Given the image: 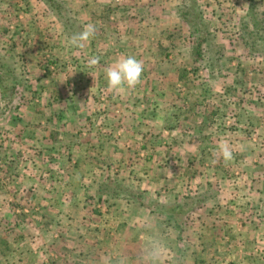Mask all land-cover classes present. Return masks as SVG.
<instances>
[{
    "label": "rangeland",
    "instance_id": "rangeland-1",
    "mask_svg": "<svg viewBox=\"0 0 264 264\" xmlns=\"http://www.w3.org/2000/svg\"><path fill=\"white\" fill-rule=\"evenodd\" d=\"M152 1L144 0L147 15L150 14L148 5ZM197 1L199 10L205 15L206 21H211L214 25L213 29H216H214L218 34L215 37L216 42L219 41L226 48V57L221 67L223 73L218 75L214 73L208 76L209 80L207 81L212 92L208 93L207 97L198 96L199 83L205 80L202 77L206 75V71L203 69L198 72L197 79H194L190 74L192 79L180 78L181 80H176L177 73L172 61L176 58H180V61L187 60L182 62V66L190 72L193 63H189L188 57L190 58V56L187 54L190 55L191 51L187 52L186 49L187 47L191 48L190 43L193 38L190 33L186 32L185 25L175 19L177 15V10L173 8L175 2L160 0L159 3H163L164 6L158 13L167 16L168 27L161 33L156 28L145 31L150 40L158 41L153 43L151 45L153 47L150 49L158 55L159 62L157 61L156 64L158 73L154 75L151 69L148 73L143 70L146 74L141 77L138 85L133 88H129L127 85L123 87L127 91L126 94H120L116 98L111 97L108 93L100 92L98 100L104 103H113L115 106L126 103L141 105L144 102L152 101L155 94L159 103H167L170 102L169 99L167 100V96L171 94L174 101L183 105L189 102L198 104L202 99L203 102H207L206 98H208L210 105L221 104L223 106L222 112L212 114L216 120L215 127L210 129L209 124L200 123L202 120L199 113L201 108L196 109L191 114L192 128L186 129L187 123L182 121L177 124L179 127L174 130V135L165 138V142L170 143L166 144V147L170 150H177V153L172 154L174 157H169V159L160 155L154 156L159 152H155L153 143H147L148 153L144 152L143 155H140L143 152V143L132 144V146H136L134 152L136 159H125L124 157L120 160L121 164H117L119 162L117 159L112 160L114 164L110 165L108 175L98 178L101 182L97 192L60 190L50 193L53 197L45 198L44 192L47 190L44 187H39L38 185L41 183L37 181L38 177L39 180H42L41 176L35 178L34 187L32 186L33 193L23 194L19 191V194L18 192L14 194L10 192L9 188L3 189L2 195L8 196L9 194L12 199L7 202L1 200L0 197V264H258L261 257L264 259L263 219L261 223L253 224L255 229H252L251 235L247 234L246 237L232 240L230 246L223 238L221 240L214 238L212 243L211 240H208L212 244V248L204 247L205 243L202 246H197V242L201 240L199 235L202 232L212 231V234H216L222 227L216 230L213 228L223 226L217 223L213 227L211 222H207L206 217H209L211 213L219 214V211L208 213L205 202H198V200L207 199L213 193L212 189L203 190L204 188H201L202 183L210 178L207 172L203 175L202 172L205 171L203 165L205 166V163L209 165V162H212L220 164L221 168L223 166L230 168L231 166L232 169L233 161L236 160L237 164L238 160L237 155L236 159L234 158L233 149L238 148L239 145L242 149L240 161L248 163L249 166L243 178L240 177V174H235L229 183L225 181V185H229L230 190L221 193L223 204L231 206L226 208L225 214L238 218L252 216L264 218V189L256 192L249 188L252 182H255L259 188L264 187V60L251 61L250 65L244 66L242 71L236 67L239 65L238 63L234 62L236 65H233L235 67L233 68L230 62L231 59L237 58L234 56L237 51L230 49L229 37L236 20L246 8L244 2L249 0ZM26 2L28 8L32 7V12L28 15H25L21 10L23 6L25 7ZM64 2L62 19L70 21V25L66 26L62 23L63 21L50 14L48 10L47 12L43 11L40 0H1L0 2V53L17 60L21 69L27 72L28 78L32 80L25 92V98L33 96L34 92L30 91H35L36 87L43 84L48 85L52 80L54 81L58 73H63L73 79V83L64 84L69 89L79 87V85L91 89L101 87L108 89L107 78L98 77V73L93 78L83 79L85 84L82 81H76L81 78L82 72L84 73L85 70L89 73L94 72L95 69V66L89 64L86 65L87 67L84 66L86 67L83 68L84 70H78L79 68H75L76 63L81 61L87 64V61H92L89 53L108 49L110 55H113L109 65H106L109 67L114 65L122 54H125V50H123V45L126 42L125 32L118 31V17L111 16L115 15L114 12L112 14L111 11L107 12L108 18L102 15L97 17L102 22L101 29L95 30L90 38L74 42L73 38L84 32L89 22L95 21L96 12L91 16L89 8L94 7L76 11L78 4H81L78 0H64ZM157 3L158 0L156 5ZM261 3H264V0ZM162 8H166V11ZM56 19L59 20L60 26L62 24L61 30L57 29ZM89 25L91 24L89 23ZM92 40L94 41L91 45ZM96 40L99 42L96 43ZM216 42L214 41V46L217 44ZM238 52L243 55L241 50L238 49ZM170 55L173 57L171 58ZM134 57L143 64L141 56ZM206 62L207 60H204V63ZM34 67L35 72L38 71V75L32 78L31 72ZM230 73L234 74L233 77L229 76L225 79L221 77L222 74L227 76ZM62 81L66 83L65 80ZM224 88L228 91L227 94L225 93L227 96H218L220 94L218 89L223 91ZM182 92H193V95L188 98ZM177 94L179 95L177 96ZM81 97L76 96L75 103L83 104L84 101ZM131 97H135V100L130 99ZM233 98L236 102L233 101ZM245 101L247 105L244 104ZM118 113L121 112H114V116H118ZM184 113L181 112L180 116H184ZM249 114L253 115L251 119ZM149 115L153 117L151 112ZM96 118L92 119L88 126L92 129L91 131L99 132L101 131L100 123ZM167 123L170 126L175 125L172 122ZM218 129L224 131L226 136L223 135L225 140L223 144H227L232 152V158L229 161H225L221 153H217L214 159L205 157L201 153L202 144L207 148L211 145L215 152V149L220 148L216 141L213 140V143L210 144V140L206 139L204 143L201 141L199 143L192 141L193 137H190L193 136L190 134H194V138H196L195 135L199 131H208L211 134V131L214 130L216 134ZM113 139L115 140L114 145L111 146L124 145V141L121 142L118 137ZM9 149L10 147L6 145L5 151L8 152ZM194 150H198L196 155L193 154ZM102 151L105 153L104 149ZM36 159L29 163L34 174L37 171L52 170L58 164L52 161L45 162L44 165L40 162L41 158ZM128 160L132 163H129ZM158 168H160V175ZM192 172L199 174H196L198 177L193 186L191 185ZM59 177L60 180H63L62 178L65 176L60 175ZM125 184L139 188L138 190L142 191L145 198L150 201L149 204H168L176 198L177 194L180 195L177 198L187 196L188 208L185 212L173 217L175 223H171L157 211L159 208L153 211L151 207L139 206L133 200H125L121 195L112 197L102 188L106 186L112 189L115 185H120L121 189ZM187 185H191L193 188L190 189ZM238 185L242 186L241 189L250 190L249 194L243 193L245 190L239 193H233L234 190H232L231 193V187L237 189ZM15 189L13 187L12 191ZM63 195L65 196L64 199H61V202L65 200L63 207L53 203L57 201V196L63 197ZM83 197L86 200L85 208L76 204V200ZM247 200L259 202L258 211L246 212ZM161 201L163 203H157ZM33 202L47 203L43 207L40 203L39 207H33L30 204ZM101 202L104 203V206L99 207L98 204ZM42 211L45 212L43 219L37 222ZM26 218L29 221H26ZM32 218L36 223L27 225ZM82 218L94 222L90 228L85 225L87 236L83 242L77 239L75 235L77 231L74 229L81 223ZM30 226L35 231H42L43 235L47 234L49 240L46 236L32 240L33 238L28 232ZM66 230L70 235L65 238ZM6 237L17 243L20 242L19 245H16L17 247L21 248L22 243H28L31 246L18 248L14 253L10 252V242ZM204 249L205 253L203 254L202 250ZM25 250H27L26 254ZM66 250L70 254L69 257L65 255Z\"/></svg>",
    "mask_w": 264,
    "mask_h": 264
},
{
    "label": "crops",
    "instance_id": "crops-1",
    "mask_svg": "<svg viewBox=\"0 0 264 264\" xmlns=\"http://www.w3.org/2000/svg\"><path fill=\"white\" fill-rule=\"evenodd\" d=\"M78 1L79 3L81 2V4H78L76 11H83L88 7H94L89 8L91 10V16H93L96 12L95 21L89 22L93 27L96 25L94 30L101 29L100 25L102 24V22L97 18L98 16L102 15L108 18L107 12L111 11V14L114 12L115 15L113 14L111 16L118 17V31L122 33L125 32L126 38L125 45H123L125 54H122L121 57L136 55L137 57L141 56L143 67H145L143 70L148 73L151 69L154 75L158 73L156 70L158 55L155 53V51H150V49L153 47L151 45L158 41L150 40L147 37L145 31L156 28L157 31L161 33L168 27L167 16H162L160 13H158L160 12V8L164 6L163 3H159L160 0H158L157 5V0H153L148 5V11L150 12V14L148 15L146 13L147 8L145 6L144 0ZM188 1L189 0H173V2H175L173 8L177 10L175 19H177L180 23L182 22L185 25L186 32L190 33L188 31L187 24L182 21L178 13V9L180 7H182L184 4H189ZM244 3V7L246 8L243 13H245L246 9L248 8V2L245 1ZM196 4L197 6L199 5L197 0ZM261 6L264 9V3H261ZM41 8L43 9V11L47 12V9L43 4H41ZM31 9L32 7L28 8L27 2L25 4V7L23 6L21 8L22 12L25 15L31 13ZM162 9H165L166 11V8ZM56 21L57 23L55 22V24L57 25V29L61 30L62 24L60 26L59 20L56 19ZM89 23L87 25H89ZM93 41L94 40L91 41V45L93 44ZM98 42L99 40H96V43ZM238 49L239 51H243L241 47L233 50L237 51L236 54H234V56L237 58L231 59L230 62L232 64L231 67L233 68H235L233 65H236L234 64V62L238 63L239 65H237L236 67H239L240 71L242 68L249 66L251 60L244 58V56L240 52H238ZM186 50L188 52L190 50V47H187ZM84 52L86 53V51ZM89 54L92 60L94 59L96 63L92 64L91 62L87 61V64H85L81 61H78L75 68H79L78 70H84L83 68H86V65L90 64L91 66H95L94 72H89L88 70L89 73H87L85 70L84 73L82 72L81 78L76 79V81L79 80L78 82H83L87 78H93L97 73L98 77H106L105 70L106 68H108V66L106 67V65H109V61L112 60L113 55H110L108 49L96 50V52H92V54ZM170 56L171 58L173 57L172 55ZM187 56H190V58L188 57L189 63H192L191 54H187ZM179 59L180 58H176L174 61H172L175 64L177 73L176 80H181L180 78L183 79L181 75V70L183 68L182 62L187 61H180ZM159 60L161 59L159 58ZM146 73H144L143 71L142 76H145ZM220 73L223 72L220 71L217 73V75ZM31 74L33 75L32 78L38 75V71L35 72V67L33 68V72H31ZM190 74L193 75L192 72H189L187 78L192 79ZM63 75V73H58L55 80H52L50 84H43L39 87H36L35 91L31 90V93L34 92L33 96H27L19 109L15 113H13L7 120L2 121V118L0 116V197L3 201L6 200L7 202H9V200L12 199L9 194L8 196L2 195L3 189L9 188L10 192L14 194H16V192H18L19 194V191L23 194L32 192L34 190L32 186L34 187L35 178H37L38 176L42 177V180H39V177L37 178V181H40L41 183L38 186L44 187V189L47 190H44L46 191L44 192L45 198L53 197L52 194L50 195V193L60 190H69L70 192H97L99 190V183L101 182L100 180H98V178H101V176L104 175H108V173L110 172V165L114 164L112 160L117 159L119 160L117 164H121L120 160L124 159V157L125 159H136L134 154V152L136 151V146H132V144L143 143V152L140 153V155H143L145 153H148L146 150V147L148 146L147 143H153L155 152H159V154L155 153L154 156L160 155L162 157H165L166 159H169V157H174L172 154L177 153V150H170L168 147H166V144L170 143H166L165 138L169 135H174V130H177V128L179 127L177 125L178 123L185 121L187 123L186 129L192 128L193 125L191 124V114L194 113L196 109L198 110L201 108V111H199L202 116V120L200 121V123L209 124V128L211 129L212 127L213 129L215 127L214 124H216V120L212 117V114H218L223 110V106L221 104L210 105L208 103V98H206L207 102H203V99L202 101H199V103L196 102L199 105L190 102L188 104L186 103L182 105L174 101L171 94L167 96V100H170V102L167 103H159L158 98H156L154 94L153 100H150V102L148 103L144 102L141 105L126 103L125 105L118 104V106H115L113 103H104L99 101L98 95L100 92H102V94L108 93V95H110L111 97L113 96L117 98L120 94L127 93L124 88H122L119 93L115 92L110 87L108 89L103 87L91 89L79 85V87L77 86L73 89H69L64 84L73 83V79L65 75L63 77ZM233 75V73L227 74V76H224V74H222L221 77L225 79V77H233ZM62 80H65L66 83H63ZM83 84H85V82H83ZM199 91L200 92L198 96L207 97V95L202 94V91L200 89ZM218 91L220 93L218 96H225L227 94L226 88H224L223 91H220V89H218ZM182 94H184L188 98H191L193 92H182ZM78 95L82 96L81 99L85 103L83 101V104L75 103V97ZM93 95H95L96 97H94ZM178 95L179 94H177V96ZM130 99L135 100V97H131ZM116 111H120L122 114L118 113V116L115 117L114 112ZM150 112L152 113L153 117L149 115ZM181 112H185L184 116L182 117L180 116ZM95 117H97L96 119H98V122L100 123L99 127L101 131L99 132L95 130L91 131L92 129H90L88 126L89 123L91 124V120L95 119ZM167 122H172L176 126H170ZM190 135H193L190 136L193 137L192 141H196L199 143L200 141L204 143L206 139H209L210 144H212L214 140L219 145H221L225 141L223 136L225 134L221 129H218L216 134L214 130L211 131V134L208 133V131H199L195 135L196 138H194V134ZM114 137H118L121 142L124 141L125 147L124 145L114 147L111 146L114 145ZM194 142L192 143V146ZM6 145L10 147L8 152L5 151ZM213 148L214 147H212L211 145L209 146V148H207V146H204L202 144L201 153L205 157L207 156L208 158L211 157L214 159L216 154L221 152L220 148L215 149V152H213ZM102 149H104L105 153H103ZM241 150V145H239L238 148L233 149V152L235 154L234 158L236 159L237 155L238 160L237 164L236 160L233 161L232 169L231 166L230 168H226L225 166L221 168L220 164H215L212 162H209V165L207 163H205V166L203 165V168L205 169V171L202 172L203 175L207 172L210 178L206 182L202 183L201 188H204L203 190L208 188L212 189L213 193L207 199L198 200V202H205V208L207 209V211H209L208 213L215 212L216 210L219 211V214L211 213L209 217H206L207 222H211L213 224V227L217 223L223 226L213 228L214 230H216L222 227V229L218 230L216 234H212V231H208V233L202 232V234L199 235L202 241H198L197 246H202V244L205 243L204 247H206L207 249L209 247L212 248L213 246L211 243L212 241H214V238H216L217 240H221L223 238L227 241V245L230 246V243L235 241L236 239L238 240L244 236L246 237L247 234L251 235L252 229H255V226H253V224L261 223L262 219L264 221V218H257L256 216H252L250 218H238L234 215L230 217V215L225 214L226 208L231 207L227 204L224 206L223 204L224 200L221 193H226L230 190V186L225 185V181L229 183L231 179L235 177V174H240V177L243 178V176H245L246 174V169H248L249 166L248 163H241ZM161 151H164V153H162ZM194 151L195 152H193V154L196 155L198 150ZM38 157L41 158L40 162L44 165L46 164L45 162L52 161L58 164L52 170L37 171L34 174L32 170L33 168L29 165V163ZM128 162L132 163L130 160H128ZM158 171V174L160 175V168H158ZM196 174H198V172L191 173L192 186L195 179L198 177ZM60 175H62L63 177L65 176L64 178H62L63 180H60ZM55 178H57V180H55ZM188 182L189 180L187 181V183ZM240 183L241 181L239 182V184ZM191 185H187V187L192 189L193 187ZM13 187L16 188L14 191H12ZM125 187L141 192L143 197L145 198L144 193L138 190L139 188L130 187L126 184ZM241 188L242 186L240 187L239 185L237 186V189L231 187V193L232 190H234L233 193H239L240 191L245 190V192L243 193L249 194L250 190L248 191ZM249 188L253 191L255 190L256 192L258 190L259 192L263 191L264 189V187L259 188L255 182H252ZM59 196H57V201L53 203L63 207V202H65V200L61 202V199H64L65 196ZM177 197H180V195L177 194L176 198L174 200H171L170 203H186L187 196H181V198ZM43 200L48 201L46 199ZM145 200L146 202L148 201L146 198ZM85 201V197H83L82 199L78 198L76 200V204H78L80 207L85 208ZM247 201L248 202L245 206L247 209L246 212L253 213L256 210L258 211L259 202L256 203L253 200ZM135 202L138 203L139 206H144L139 203V201ZM39 203L43 207L47 202H33L30 204L33 207H39ZM157 203L163 202L161 201ZM99 205L103 206L104 203L101 202L98 204V206ZM235 205L238 207L236 203ZM44 213L45 212L42 211L41 217L36 220L37 222L43 219ZM25 220L29 221L28 218H26ZM36 221H34L32 218L30 220V223H28L27 225L32 223L35 224ZM80 221L81 223L78 224L76 226L77 228L74 229L75 231H77L75 234L77 236V239L83 242V240L87 236L85 225L90 228V226L93 225L94 222L88 220L87 218H82ZM68 225L69 224H67V227H69ZM28 232L30 233L31 238H33L32 240L43 236H46L49 240L47 234L43 235L42 231H35V229H32L31 226L28 227ZM68 233L69 231L66 230L64 234L65 238L66 236L70 235ZM25 235L28 236L27 234ZM6 238L7 241L10 242V252L13 253L18 248L21 249L22 247L26 248L31 246V244L22 243L20 248L16 246L19 245L20 242L17 243L16 241L10 240V238L8 237ZM208 240H211V243H209ZM191 249L194 250L193 248ZM202 251L204 254L205 249ZM26 252L27 250L24 251L25 254ZM249 254L251 255V253ZM65 255H67L68 257L70 256V254L67 253V250L65 251ZM257 263L264 264V259L261 257Z\"/></svg>",
    "mask_w": 264,
    "mask_h": 264
},
{
    "label": "trees",
    "instance_id": "trees-1",
    "mask_svg": "<svg viewBox=\"0 0 264 264\" xmlns=\"http://www.w3.org/2000/svg\"><path fill=\"white\" fill-rule=\"evenodd\" d=\"M40 1L49 13L63 21L62 23L65 26L67 24L70 25V21L67 18V20L62 19V16H64L62 15L64 0ZM261 1H248L246 12L236 20L238 23L234 24L231 36L229 37L230 49L236 50L238 47H241L244 51H242L244 58L251 61H255L256 59L260 61L264 60V9L260 4ZM188 3V5L184 4L180 7L178 13L182 21L187 24L190 36L193 38L190 43V54L193 63L190 72L193 73V78L197 79L200 70L206 71V75L203 77L205 80L200 82L199 85L202 94L208 95V93L212 92L207 81L209 80L208 76L221 71L223 60L226 57V48L219 41L216 42L215 37L218 35L215 31L216 29H213L214 25L211 21H206L205 15L200 12L196 4V0H189ZM213 40L217 43L215 46ZM204 60H207V62L204 63ZM21 68L17 60L0 53V116L2 117V121L7 120L22 105L25 101V92L29 87V83H32V80L26 74L27 72ZM181 75L183 78H187L189 70L183 67ZM233 101H235L234 98ZM244 104L247 105L246 101ZM248 116L251 119L253 115L249 114ZM119 186L115 185L112 189L106 186L102 188L112 197L121 195L127 201H139L145 207H151L153 211L159 208L157 211L171 223H175L173 217L187 210V203L182 202L159 205L149 204L150 202H146L141 192L125 186H122L120 189ZM99 200L101 199L99 198Z\"/></svg>",
    "mask_w": 264,
    "mask_h": 264
},
{
    "label": "clouds",
    "instance_id": "clouds-1",
    "mask_svg": "<svg viewBox=\"0 0 264 264\" xmlns=\"http://www.w3.org/2000/svg\"><path fill=\"white\" fill-rule=\"evenodd\" d=\"M94 27L88 25L84 32L74 37V42H81L90 38L94 34ZM92 64L96 61L93 59ZM143 74V64L137 60L134 56H122L119 57L114 65L109 66L105 70V75L108 81L109 87L115 92L119 93L122 88L127 85L129 88H133L141 81ZM220 152L225 161H229L232 158V152L227 144H221Z\"/></svg>",
    "mask_w": 264,
    "mask_h": 264
},
{
    "label": "built area",
    "instance_id": "built-area-1",
    "mask_svg": "<svg viewBox=\"0 0 264 264\" xmlns=\"http://www.w3.org/2000/svg\"><path fill=\"white\" fill-rule=\"evenodd\" d=\"M256 140V139H255ZM99 207H101V205H99Z\"/></svg>",
    "mask_w": 264,
    "mask_h": 264
}]
</instances>
